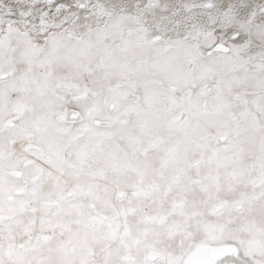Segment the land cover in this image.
I'll list each match as a JSON object with an SVG mask.
<instances>
[{"label": "snow or ice", "instance_id": "1", "mask_svg": "<svg viewBox=\"0 0 264 264\" xmlns=\"http://www.w3.org/2000/svg\"><path fill=\"white\" fill-rule=\"evenodd\" d=\"M0 264H264V0H0Z\"/></svg>", "mask_w": 264, "mask_h": 264}]
</instances>
